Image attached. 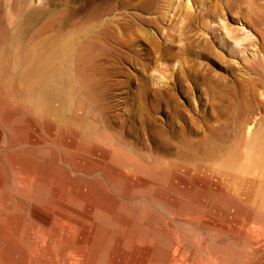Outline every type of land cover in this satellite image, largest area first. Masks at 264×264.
Returning a JSON list of instances; mask_svg holds the SVG:
<instances>
[{
	"label": "rangeland",
	"instance_id": "374dc122",
	"mask_svg": "<svg viewBox=\"0 0 264 264\" xmlns=\"http://www.w3.org/2000/svg\"><path fill=\"white\" fill-rule=\"evenodd\" d=\"M0 16V263L182 264L181 245L185 264H264V0H0ZM66 38L75 124L22 77Z\"/></svg>",
	"mask_w": 264,
	"mask_h": 264
},
{
	"label": "bare ground",
	"instance_id": "6f19581e",
	"mask_svg": "<svg viewBox=\"0 0 264 264\" xmlns=\"http://www.w3.org/2000/svg\"><path fill=\"white\" fill-rule=\"evenodd\" d=\"M29 7V6H28ZM15 9V8H14ZM0 18H2L0 16ZM1 21V20H0ZM1 23V22H0ZM2 24V23H1ZM1 26V25H0ZM6 26V25H5ZM4 29V28H3ZM1 32V31H0ZM6 31H4L5 33ZM3 33V34H4ZM2 34V33H1ZM6 36V35H5ZM45 39V38H44ZM71 40L69 38H66L65 41H63V43H61L58 47L55 46H47L48 47V51H45L41 54H37V52L35 51H30L28 52L29 54V59L36 61V67L35 68H28L26 70H24V72L22 73V77H24L25 75L28 76L27 78H24V87L27 89L28 94L30 95V101H32L33 103H35V109L38 108L39 111L42 112V114H46V115H52L55 114L57 121H64V122H68V123H74L75 122L69 118L67 116V114H63L64 110L67 109V106L64 102H67L66 99L64 100V95H67L68 92L64 91L63 92L60 89V86L58 85L59 82L65 80L70 86L72 85L73 81H74V74H73V64L74 63V57L71 54ZM22 47V46H21ZM87 47V46H86ZM22 49V48H21ZM82 49V48H81ZM79 51V49H78ZM34 55H36V60L34 58ZM77 56V54L75 53L74 56ZM80 55V54H79ZM75 56V57H76ZM17 60V57H15ZM78 58V57H76ZM79 59V58H78ZM77 59V62H78ZM83 59V58H82ZM80 61V60H79ZM17 62V61H16ZM32 62V61H31ZM76 62V61H75ZM76 62V63H77ZM30 62L27 63V66ZM18 64V63H17ZM16 64V65H17ZM77 65V64H76ZM25 66V67H27ZM76 68V67H75ZM74 68V69H75ZM20 78V77H19ZM2 79L3 82L6 84L8 83L7 80H9V78L6 77V75L2 74ZM10 82V81H9ZM68 85V86H69ZM12 84H9V88H11ZM74 93V92H73ZM72 93V94H73ZM70 95V94H69ZM39 97L40 101L38 102V104L36 103V98ZM64 97V98H63ZM34 107V106H33ZM54 110H57L56 113H53ZM68 110V109H67ZM66 110V111H67ZM67 113V112H66ZM47 122V121H46ZM63 122V123H64ZM251 122V121H250ZM67 123V124H68ZM249 123V122H248ZM247 123V124H248ZM69 125V124H68ZM255 125V124H254ZM57 126V125H56ZM247 126V125H246ZM252 125L250 124V127ZM249 128V127H246ZM249 132V131H248ZM5 135V134H4ZM5 137V136H4ZM5 140V139H4ZM209 141V140H208ZM28 142V141H27ZM11 143V142H10ZM207 143V142H206ZM208 144V143H207ZM206 144V145H207ZM212 144H214L212 142ZM24 145V144H23ZM7 146V145H6ZM209 147V145L206 146V148ZM211 147V146H210ZM110 149V148H109ZM209 149V148H207ZM13 150V149H12ZM11 150V151H12ZM211 151V150H210ZM209 151V152H210ZM87 152V151H86ZM207 152V151H204ZM191 153V152H190ZM205 154V153H204ZM209 156V155H207ZM108 159V158H107ZM103 160V159H102ZM108 163V162H107ZM43 164V163H42ZM110 167V166H109ZM113 169V167H112ZM190 172V171H189ZM140 175V174H139ZM169 176V175H168ZM2 177H0V182H2ZM150 179V177H149ZM5 180V179H4ZM19 183V182H18ZM108 186V185H107ZM14 189V188H13ZM154 191V190H153ZM167 198V197H166ZM47 199V198H46ZM39 202V201H38ZM51 202V201H50ZM58 205V204H57ZM44 208V207H43ZM102 208V207H101ZM99 208V209H101ZM105 209V207H103ZM107 209V208H106ZM104 211V210H103ZM108 211V210H107ZM106 211V212H107ZM73 212V211H72ZM77 213V212H76ZM79 215V214H78ZM31 218V217H30ZM37 218V217H35ZM44 218V216H43ZM39 219V218H38ZM40 221V220H39ZM48 221V220H47ZM31 222V220H30ZM40 224L38 226H40L41 228V234L45 237H48L47 239H49L50 242L53 243H62V239L60 236V230L58 229V226H54L53 228H51L50 230H48V223L45 222L42 219V222H39ZM73 223V222H72ZM47 226V228H46ZM182 228V227H181ZM189 227L188 226V231H189ZM198 228V227H197ZM192 229H194V227H192ZM196 229V228H195ZM36 231L40 230L39 228L35 229ZM102 231V230H101ZM194 231V230H193ZM197 231V229H196ZM195 231V232H196ZM186 233V230L184 231ZM202 232V231H201ZM199 232V233H201ZM207 232V231H206ZM100 233V232H99ZM191 233V232H190ZM194 236L196 234L192 233ZM101 235V234H100ZM184 236V235H183ZM192 236V235H191ZM194 236H192L194 238ZM99 237V236H98ZM196 237V236H195ZM201 237V236H200ZM216 237H217V233H216ZM186 238V237H185ZM197 238V237H196ZM215 238V237H214ZM259 238V237H258ZM177 241V240H176ZM194 241V239H193ZM196 241V240H195ZM100 242V241H99ZM254 242V241H253ZM188 243V241L186 242ZM194 243V242H193ZM197 243V242H196ZM178 244V243H177ZM176 244V245H177ZM201 244V243H200ZM199 244V245H200ZM202 245V244H201ZM257 245V244H256ZM97 246H101V244L97 245ZM148 246V245H147ZM189 246V245H188ZM69 247V245H67L66 243L64 244L63 248L64 250L67 249ZM116 247V246H115ZM152 247V246H151ZM201 247V246H200ZM256 247V246H254ZM197 248V247H195ZM205 248V247H204ZM98 249H103L102 248H97ZM203 249V248H202ZM218 249V248H217ZM220 249V248H219ZM222 249V248H221ZM104 250V249H103ZM135 250V249H134ZM169 250V249H168ZM197 250V249H196ZM204 250V249H203ZM99 251V250H98ZM201 251V250H200ZM220 251V250H218ZM102 252L104 251H99L96 255L97 260L99 258L102 257ZM177 252L179 255V259L182 260V264L184 263V259L187 257V254L189 252L188 249L183 248V246L179 245L177 248ZM202 252V251H201ZM210 252V251H209ZM212 252V249H211ZM136 253V252H135ZM215 253V252H214ZM219 253V252H218ZM126 254V253H125ZM204 254V253H203ZM211 255V254H210ZM216 254H214L215 256ZM108 256V255H107ZM209 256V254H208ZM134 258V257H133ZM211 258V257H210ZM214 258V257H213ZM212 258V259H213ZM219 256L215 259H218ZM222 258V257H221ZM224 258V257H223ZM222 258V259H223ZM226 258V257H225ZM125 259V258H124ZM178 259V258H177ZM220 259V258H219ZM227 259V258H226ZM106 260V259H105ZM148 260V259H147ZM52 262V259L50 260ZM134 261V260H133ZM209 261V260H207ZM207 261H203L202 264H209ZM216 261V260H215ZM221 261V260H220ZM147 262V261H146ZM110 263V262H109ZM0 264H20V263H9V262H1ZM22 264V263H21ZM201 264V263H200ZM220 264V263H219Z\"/></svg>",
	"mask_w": 264,
	"mask_h": 264
}]
</instances>
